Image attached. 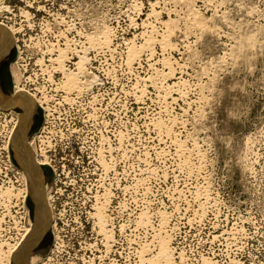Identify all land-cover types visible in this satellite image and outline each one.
<instances>
[{
    "label": "rangeland",
    "instance_id": "1",
    "mask_svg": "<svg viewBox=\"0 0 264 264\" xmlns=\"http://www.w3.org/2000/svg\"><path fill=\"white\" fill-rule=\"evenodd\" d=\"M0 31L40 112L0 99V264H264V0H0ZM15 141L65 166L30 252Z\"/></svg>",
    "mask_w": 264,
    "mask_h": 264
},
{
    "label": "bare ground",
    "instance_id": "2",
    "mask_svg": "<svg viewBox=\"0 0 264 264\" xmlns=\"http://www.w3.org/2000/svg\"><path fill=\"white\" fill-rule=\"evenodd\" d=\"M9 34V36L11 35L10 33H6V32H1L0 31V37H1V39L2 40H4L5 38H8V35ZM105 41V40H104ZM4 42V41H3ZM2 53V52H1ZM85 59V58H84ZM79 70H80V73H81V71H82V65L79 63ZM67 82H68V86L69 87H67V90L69 89V91L71 90V89H74V88H76V89H79V78H78V74L77 75H75V76H71V77H67ZM81 84V83H80ZM81 89V88H80ZM18 92V91H17ZM19 94V93H18ZM11 96V95H10ZM8 94H5V93H3L2 91H1V89H0V99L3 101V102H5L7 105H9V104H13V106H14V104H17V105H19V107H23L26 111H27V115H26V113H25V115L24 116H26V118H29L30 116H31V109L33 108V105L34 104H32V103H30L29 102V100H27V99H24V98H22V97H20V95H15L14 97H10ZM39 105V104H38ZM10 106V105H9ZM13 106H11V107H13ZM22 108V109H23ZM27 128L29 127V119L27 120ZM23 125V124H22ZM25 126V127H26ZM25 127L23 128L24 130H25ZM26 128V129H27ZM18 143H19V141H15V145H16V151L18 152V154H17V152L15 151V149H14V151H15V153L17 154V158L16 159H18L19 160V162H20V165L21 164H25V165H27V166H29V167H31L32 169L31 170H25V172H26V174H27V177H29V178H31V185H30V187L28 188L29 189V193H30V195L32 196V197H35V199H37L38 201H39V199H38V189H40V179H41V177H40V170H39V167L42 165V163H44L47 159L45 158L44 159V161H40V162H38L39 163V165L38 164H34V161H32V159H30V158H32L31 157V155H30V153L28 152V151H26V149L25 148H21V150H20V148H18ZM13 143H11V145H12ZM14 147V146H13ZM18 148V149H17ZM17 161V160H16ZM18 162V161H17ZM29 169V168H28ZM40 178V179H39ZM25 194L27 193V191H25L24 192ZM35 202V201H34ZM40 204V203H39ZM40 206V205H39ZM41 206H40V208H39V211H38V215L36 216V227L38 228V230H34V232H33V235H32V237H30V239H29V241H27V243H25L23 246H22V250L23 251H25L26 250V248H28L29 246H32L31 248H30V250H29V252L31 251V249L37 244V242L40 240V238L42 237V233H43V230L46 228V226H44L45 225V221H46V216L45 217H43V215H42V211H41ZM104 206H100V207H98L97 208V213H96V218H98L99 219V223L101 224V226H103L102 224H103V221H104ZM107 218V217H106ZM106 222V221H105ZM44 224V225H43ZM99 224V225H100ZM44 226V227H43ZM101 226H100V230H102V228H101ZM36 227H35V229H36ZM44 228V229H43ZM107 232V231H106ZM104 233V232H103ZM32 234V233H31ZM110 236V235H109ZM113 236V235H112ZM111 237V236H110ZM110 237H107V238H110ZM40 242V241H39ZM162 243V242H161ZM163 244V243H162ZM165 245V244H164ZM163 245V246H164ZM162 246V247H163ZM167 246V245H166ZM164 248V247H163ZM166 248V247H165ZM164 248V249H165ZM162 249V248H161ZM168 249V248H167ZM22 250L20 249V251H19V254H20V252H22ZM163 251V250H162ZM164 251H166V249L164 250ZM163 251V252H164ZM168 251V250H167ZM28 252V253H29ZM161 253V252H160ZM159 253V254H160ZM166 253V252H165ZM25 255V254H24ZM162 255V254H161ZM165 256H166V254H164ZM164 255H162V257H164ZM164 259V258H163ZM168 259V258H167ZM9 261V260H8ZM20 261V259H18V257H17V264H19L18 262ZM26 263V259H25V261L22 263V264H25Z\"/></svg>",
    "mask_w": 264,
    "mask_h": 264
},
{
    "label": "flooded vegetation",
    "instance_id": "3",
    "mask_svg": "<svg viewBox=\"0 0 264 264\" xmlns=\"http://www.w3.org/2000/svg\"><path fill=\"white\" fill-rule=\"evenodd\" d=\"M7 53H8V51L3 56H1V58H0V89L5 94H12L13 92L9 93L7 91L8 86H9L8 81H11V86H12V82H13L12 81L13 80L12 74L6 68V62L8 60L7 59L8 58ZM31 88H33V87H31ZM11 111L13 113L17 114L18 118H20L22 116V114L24 113V110L19 106L13 107ZM39 113H38V108L37 107L34 108V111L32 112V116H31V122H30V127L28 129V132L30 131V129L32 128V126L35 123L34 121H35L36 114H39ZM55 148L57 149V147H54L53 149L51 147L45 149V151L48 153L47 157L49 158V160L46 163H43V166H42L43 178H42V175L40 172V177H41L42 183L44 182V188H43L44 191H43V199H42L43 202H42V204L41 203L39 204V201L36 199V202H35L36 206H35L34 202L32 200V198L34 199V197L29 198V202H30L29 204L31 207L32 214H33V211L35 210V207H36V212H37V211H39V208H40L39 205H42L43 209L41 208V211L44 210L46 212V214L48 215V212H50V203H51L50 198L53 197V195L58 192V188H55V185L57 183L53 184L51 180H53V175L59 176L60 174H63V172L65 170V166L62 163H51L52 161L55 160V159H52L51 156L55 157V155L57 154V150ZM52 150L54 153H49ZM38 165H39V163H38ZM43 179H44V181H43ZM66 190L67 189H65V191ZM51 193H53V194H51ZM59 194L63 195L64 193L61 192ZM56 198L58 199L59 196H56ZM37 215H38V212H37ZM32 231L34 232V228ZM33 232L31 234V236L33 235Z\"/></svg>",
    "mask_w": 264,
    "mask_h": 264
},
{
    "label": "built area",
    "instance_id": "4",
    "mask_svg": "<svg viewBox=\"0 0 264 264\" xmlns=\"http://www.w3.org/2000/svg\"><path fill=\"white\" fill-rule=\"evenodd\" d=\"M3 151H4V154L8 157V154H7L8 149H4ZM8 161L10 162L9 157H8ZM22 207H23V206H22ZM19 236H20V232H19ZM19 236L16 235V236H15V239H14V240L12 239L10 242H13V241H15V240H18Z\"/></svg>",
    "mask_w": 264,
    "mask_h": 264
}]
</instances>
